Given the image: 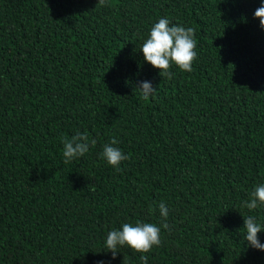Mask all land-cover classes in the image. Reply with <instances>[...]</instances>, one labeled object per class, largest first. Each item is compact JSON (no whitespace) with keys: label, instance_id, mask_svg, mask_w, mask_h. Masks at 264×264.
Wrapping results in <instances>:
<instances>
[{"label":"trees","instance_id":"16d2710c","mask_svg":"<svg viewBox=\"0 0 264 264\" xmlns=\"http://www.w3.org/2000/svg\"><path fill=\"white\" fill-rule=\"evenodd\" d=\"M262 2L0 0V264H264L243 228L264 225V205L243 207L264 184ZM161 18L195 30L191 72L144 60ZM78 132L96 144L65 163ZM138 220L161 244L113 258L108 232Z\"/></svg>","mask_w":264,"mask_h":264},{"label":"clouds","instance_id":"9594fccd","mask_svg":"<svg viewBox=\"0 0 264 264\" xmlns=\"http://www.w3.org/2000/svg\"><path fill=\"white\" fill-rule=\"evenodd\" d=\"M97 5L107 6L106 0H98ZM254 18L259 19L261 28H264V2L255 10ZM195 30L191 27L173 25L167 18H161L150 29L148 38L142 45L141 51L144 60L150 63L154 68L159 69L162 77H171L170 71L172 65L177 66L182 72H191L193 64L197 59V42L195 40ZM143 99L147 100L155 93L148 81H142L137 86ZM64 162L68 163L78 157H83L88 151L89 146H95L96 140L89 139L87 133H77L71 138L62 137ZM118 141L112 139L111 144H105L101 153L107 163L113 168L119 169L122 161L129 159L122 150L116 145ZM260 205H264V184L257 185L250 194V200L243 202V207L250 211L257 209ZM160 215L166 221L168 209L161 203L159 205ZM246 233L244 240L254 249L264 251V244L258 238V234L264 230V225L257 221L254 215L243 216ZM162 227L168 229L169 226L165 222ZM161 228L153 223L140 222L135 225L124 223L121 229H113L108 232L105 241V248L110 251L115 258L118 248L128 246L139 253H147L154 246L161 244ZM141 260L147 264V257L142 255ZM100 264H103L101 261Z\"/></svg>","mask_w":264,"mask_h":264}]
</instances>
